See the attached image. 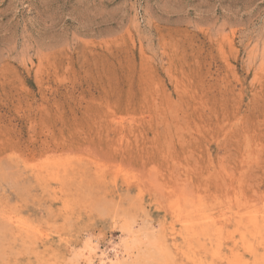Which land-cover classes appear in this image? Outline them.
Listing matches in <instances>:
<instances>
[{"label":"rangeland","instance_id":"1","mask_svg":"<svg viewBox=\"0 0 264 264\" xmlns=\"http://www.w3.org/2000/svg\"><path fill=\"white\" fill-rule=\"evenodd\" d=\"M120 219L149 264H264V0H0V264Z\"/></svg>","mask_w":264,"mask_h":264},{"label":"bare ground","instance_id":"2","mask_svg":"<svg viewBox=\"0 0 264 264\" xmlns=\"http://www.w3.org/2000/svg\"><path fill=\"white\" fill-rule=\"evenodd\" d=\"M204 216H206V215L204 214ZM199 218H200V216H199ZM120 221H121V223L120 224L118 223L119 224V226H118V230H119L118 239H117V241L112 246H110V248H111L110 251H111V253L113 255V258H108L107 257L106 254L109 251H106V250H104V252H102V255L104 254V256L97 255L96 249L98 248V246L95 243H93V241L86 239V240H84V242L82 243V245H80L81 247L76 252V256L77 257L83 258L82 259L83 264H149L150 263V261H149L150 260L149 259L150 256L149 257L148 256L145 257L144 255H147V254H143V253H146V252H143L141 250L142 249L140 247V244H141V236H140L139 230L133 229L132 223L131 222L129 223V220H126L125 219V220L122 221V219H120ZM72 255L74 256V254H72ZM122 259H124V260H122ZM219 261H220V259H219ZM77 262L78 261H76V263Z\"/></svg>","mask_w":264,"mask_h":264}]
</instances>
